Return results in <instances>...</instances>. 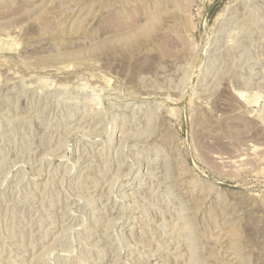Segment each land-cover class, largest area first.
<instances>
[{"label":"rangeland","instance_id":"obj_1","mask_svg":"<svg viewBox=\"0 0 264 264\" xmlns=\"http://www.w3.org/2000/svg\"><path fill=\"white\" fill-rule=\"evenodd\" d=\"M0 264H264V0H0Z\"/></svg>","mask_w":264,"mask_h":264}]
</instances>
